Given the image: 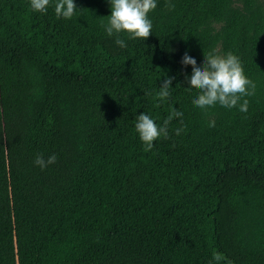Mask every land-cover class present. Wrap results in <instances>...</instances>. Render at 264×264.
Segmentation results:
<instances>
[{
    "label": "trees",
    "instance_id": "1",
    "mask_svg": "<svg viewBox=\"0 0 264 264\" xmlns=\"http://www.w3.org/2000/svg\"><path fill=\"white\" fill-rule=\"evenodd\" d=\"M74 2L0 0V264H264V0H158L123 49L106 0ZM185 49L239 57L247 112L192 103ZM142 112L171 117L147 151Z\"/></svg>",
    "mask_w": 264,
    "mask_h": 264
},
{
    "label": "clouds",
    "instance_id": "2",
    "mask_svg": "<svg viewBox=\"0 0 264 264\" xmlns=\"http://www.w3.org/2000/svg\"><path fill=\"white\" fill-rule=\"evenodd\" d=\"M29 7L33 12L46 13L51 5L57 19H71L77 11L74 0H28ZM110 8V15L102 28L108 37H115L114 43L121 49L127 44L121 38V34L130 40L146 39L152 34L153 23L149 13L157 7L158 0H106ZM171 7V5H170ZM183 64L191 63V73L185 72L184 79L188 82L187 89L196 86V94L191 97L192 103L200 108L207 109L219 105L244 113L248 109V100L255 89V83L244 73L241 61L231 51L217 54L213 49L203 52V61L198 62L197 56L189 49H185L181 55ZM172 77L163 79L155 95L159 102L163 103L170 97ZM242 101V102H241ZM173 115L182 116V110L175 108ZM169 117L168 119H170ZM168 119L157 125L154 119L145 112L135 116V131L140 141L146 145L145 150L153 147V142L161 135H168ZM209 127H214L215 122L210 121ZM180 132V128H176ZM55 154L45 159L38 154L34 158V165L43 170L48 165L55 163ZM218 259V257H216Z\"/></svg>",
    "mask_w": 264,
    "mask_h": 264
}]
</instances>
